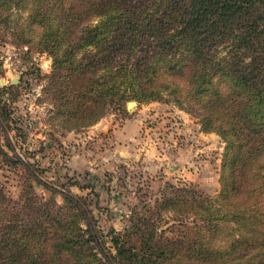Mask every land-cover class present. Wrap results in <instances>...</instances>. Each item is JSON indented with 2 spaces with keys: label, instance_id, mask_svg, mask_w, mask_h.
<instances>
[{
  "label": "trees",
  "instance_id": "1",
  "mask_svg": "<svg viewBox=\"0 0 264 264\" xmlns=\"http://www.w3.org/2000/svg\"><path fill=\"white\" fill-rule=\"evenodd\" d=\"M87 1L0 0V30L16 45L42 46L52 58L47 91L53 95L57 126L67 130L92 126L133 93L144 94L146 85L154 90L150 99L165 94L180 108L201 116L204 130L221 134L229 152L218 196L214 201L196 199V219L212 227L211 236L197 234L179 246L184 249L180 248L183 259L178 264H264V203H251L252 196L264 192V0H108L98 15L94 8L85 9ZM117 3H126L127 8L118 9ZM89 14L92 22L73 42L70 32ZM138 37L150 44L152 56L133 51L132 41ZM228 46L241 52L231 56L238 62L231 59L217 67L210 58ZM89 48L88 57L78 55ZM97 50L104 52L103 57ZM162 76L177 83H162ZM220 79L227 82L225 91L216 89ZM0 111L7 116L1 97ZM4 138L26 169L30 192L21 194L24 199L18 203L0 187V245L9 244V249L26 235L31 247L33 236L54 235L56 223L47 206L36 201L37 174L18 160L8 135ZM64 200L72 201L69 196ZM74 206L84 214L78 203ZM40 221L45 226H39ZM73 231L79 234L82 229L74 226ZM85 233L94 239L91 227ZM118 241L114 238L113 244L121 255ZM250 251L254 255L244 259ZM17 254L18 250L4 260ZM2 259L0 250V264Z\"/></svg>",
  "mask_w": 264,
  "mask_h": 264
},
{
  "label": "rangeland",
  "instance_id": "2",
  "mask_svg": "<svg viewBox=\"0 0 264 264\" xmlns=\"http://www.w3.org/2000/svg\"><path fill=\"white\" fill-rule=\"evenodd\" d=\"M107 2L88 0L85 9L94 8L98 15ZM117 6L127 8L126 3ZM90 17L85 15L76 22L70 32L73 42L92 22ZM97 21L95 18L93 24ZM6 35L0 30V91L13 89L0 96L8 109L7 116L0 111V187L18 203L24 199L21 194L30 192L26 169L7 148L6 134L18 160L37 174L40 184L33 193L38 206H47L56 232L33 236L31 247L26 235L9 249V244L0 245L1 264H178L184 249L179 246L193 241L197 234L210 238L212 227L196 219V199L214 201L220 193L222 166L229 152L221 134L204 130L201 116L180 108L165 94L150 99L154 90L147 85L144 94L133 93L92 126L59 127L53 95L47 91L53 70L51 56L36 43L16 45ZM132 44L141 57L154 54L141 37ZM90 51L78 55L86 58ZM238 53L229 46L219 48L210 60L222 67L231 59L238 62L231 58ZM237 57L243 59L240 54ZM167 80V76L160 78L162 83ZM225 83L220 79L216 89L225 91ZM240 126L242 122L238 129ZM243 129L239 135L245 141ZM65 196L72 201H65ZM251 203H264V192L252 196ZM74 226L82 231L75 233ZM89 227L94 239L85 233ZM114 238L119 240L121 255ZM17 250L13 260H4ZM248 255L254 252H247L244 259Z\"/></svg>",
  "mask_w": 264,
  "mask_h": 264
},
{
  "label": "water",
  "instance_id": "3",
  "mask_svg": "<svg viewBox=\"0 0 264 264\" xmlns=\"http://www.w3.org/2000/svg\"><path fill=\"white\" fill-rule=\"evenodd\" d=\"M133 104H135V103H130L129 106H130V105H133Z\"/></svg>",
  "mask_w": 264,
  "mask_h": 264
}]
</instances>
